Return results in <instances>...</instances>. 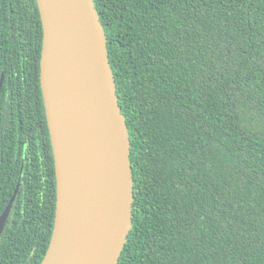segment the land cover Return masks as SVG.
Returning a JSON list of instances; mask_svg holds the SVG:
<instances>
[{
	"label": "trees",
	"instance_id": "16d2710c",
	"mask_svg": "<svg viewBox=\"0 0 264 264\" xmlns=\"http://www.w3.org/2000/svg\"><path fill=\"white\" fill-rule=\"evenodd\" d=\"M131 138L118 264H264V0H94ZM37 0H0V264H40L57 180Z\"/></svg>",
	"mask_w": 264,
	"mask_h": 264
},
{
	"label": "water",
	"instance_id": "95a60500",
	"mask_svg": "<svg viewBox=\"0 0 264 264\" xmlns=\"http://www.w3.org/2000/svg\"><path fill=\"white\" fill-rule=\"evenodd\" d=\"M37 3L57 180L54 229L40 264H118L133 227L135 195L130 132L105 28L94 0ZM19 186L0 215V238Z\"/></svg>",
	"mask_w": 264,
	"mask_h": 264
}]
</instances>
